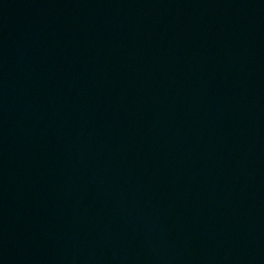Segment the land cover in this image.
Segmentation results:
<instances>
[{"label": "water", "instance_id": "1", "mask_svg": "<svg viewBox=\"0 0 264 264\" xmlns=\"http://www.w3.org/2000/svg\"><path fill=\"white\" fill-rule=\"evenodd\" d=\"M0 264H264V0H0Z\"/></svg>", "mask_w": 264, "mask_h": 264}]
</instances>
